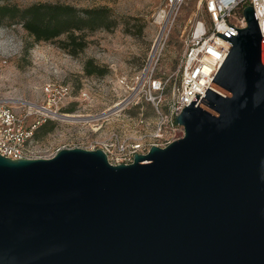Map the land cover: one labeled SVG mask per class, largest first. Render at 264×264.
I'll return each mask as SVG.
<instances>
[{"label": "water", "instance_id": "95a60500", "mask_svg": "<svg viewBox=\"0 0 264 264\" xmlns=\"http://www.w3.org/2000/svg\"><path fill=\"white\" fill-rule=\"evenodd\" d=\"M231 48L176 117L184 137L129 165L100 149L0 156V264H264V38Z\"/></svg>", "mask_w": 264, "mask_h": 264}, {"label": "rangeland", "instance_id": "374dc122", "mask_svg": "<svg viewBox=\"0 0 264 264\" xmlns=\"http://www.w3.org/2000/svg\"><path fill=\"white\" fill-rule=\"evenodd\" d=\"M199 1L184 0L170 15L164 0H7L19 7H107L117 25L87 33L86 48L75 56L57 41L35 42L18 24L0 25V100L42 106L55 99L44 91L47 85L69 88L55 108L62 117L49 119L52 131L39 141L42 156L58 149L101 147L115 133L130 136L139 129L135 121L140 115L154 119L143 91H134L140 71L154 53L159 54L156 78L169 80V85L178 81L185 36L197 22H208ZM87 62L101 74L87 75Z\"/></svg>", "mask_w": 264, "mask_h": 264}, {"label": "built area", "instance_id": "2783aa9c", "mask_svg": "<svg viewBox=\"0 0 264 264\" xmlns=\"http://www.w3.org/2000/svg\"><path fill=\"white\" fill-rule=\"evenodd\" d=\"M164 1L170 8V15H173L184 0ZM199 3L208 22H197L185 36L184 52L177 70L178 81L169 85V80L156 78L155 69L160 55L155 53L137 77L134 91L136 94L143 91L144 101L152 108L154 119L140 115L135 121L139 129L132 135L112 134L108 142L91 149L102 150L110 165H129L135 155H146L152 146L165 148L182 139L184 128L176 124V117L196 96L199 98L195 106L208 110L202 98L207 89L221 96L227 95L212 80L231 44L216 34L223 35L228 31L236 36L238 33L230 27L245 28L244 8H253L260 35L264 38V0H200ZM139 84H142L140 89ZM44 89L47 94L55 96L46 105L39 106L23 100L10 104L0 100V156L11 160L51 158L60 150L42 156L34 132L46 120L60 116L55 108L68 96L69 88H55L49 84Z\"/></svg>", "mask_w": 264, "mask_h": 264}, {"label": "trees", "instance_id": "16d2710c", "mask_svg": "<svg viewBox=\"0 0 264 264\" xmlns=\"http://www.w3.org/2000/svg\"><path fill=\"white\" fill-rule=\"evenodd\" d=\"M18 24L35 42H54L75 56L87 46L86 34L98 30H110L117 23L107 7L76 8L60 3H36L26 7L11 5L0 0V25ZM87 75L101 74L92 64H85ZM51 121L46 120L34 132V139L40 141L52 131ZM53 125V124H52Z\"/></svg>", "mask_w": 264, "mask_h": 264}, {"label": "bare ground", "instance_id": "6f19581e", "mask_svg": "<svg viewBox=\"0 0 264 264\" xmlns=\"http://www.w3.org/2000/svg\"><path fill=\"white\" fill-rule=\"evenodd\" d=\"M59 117H62L61 115Z\"/></svg>", "mask_w": 264, "mask_h": 264}]
</instances>
